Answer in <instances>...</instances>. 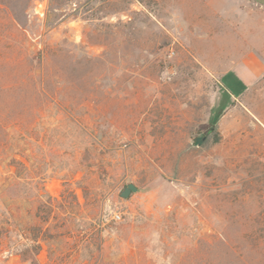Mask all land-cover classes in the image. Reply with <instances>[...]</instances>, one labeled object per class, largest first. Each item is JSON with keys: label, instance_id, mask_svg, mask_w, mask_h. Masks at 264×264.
<instances>
[{"label": "rangeland", "instance_id": "obj_1", "mask_svg": "<svg viewBox=\"0 0 264 264\" xmlns=\"http://www.w3.org/2000/svg\"><path fill=\"white\" fill-rule=\"evenodd\" d=\"M210 1L0 0V264H264V7Z\"/></svg>", "mask_w": 264, "mask_h": 264}, {"label": "crops", "instance_id": "obj_2", "mask_svg": "<svg viewBox=\"0 0 264 264\" xmlns=\"http://www.w3.org/2000/svg\"><path fill=\"white\" fill-rule=\"evenodd\" d=\"M232 1H239V0H232ZM248 2L258 5L260 7H264V0H247ZM208 2H212L208 0ZM263 30L259 28L248 29L245 31L244 29L241 31L242 34L245 35V42L253 45V39H249L248 36H255L261 34ZM260 60L257 58L255 54V50H245L243 54L236 59L235 63L227 62V57H222L218 55V59H220L224 63V68L220 73L221 82L228 85V89L233 97H239L243 95L246 91L249 83V72L252 71L253 73L261 74L264 72V55H259ZM239 62V63H238ZM210 68L217 69L219 64L217 63V68L212 63L208 64ZM234 74V79L228 80V76ZM236 87H234V84Z\"/></svg>", "mask_w": 264, "mask_h": 264}, {"label": "trees", "instance_id": "obj_3", "mask_svg": "<svg viewBox=\"0 0 264 264\" xmlns=\"http://www.w3.org/2000/svg\"><path fill=\"white\" fill-rule=\"evenodd\" d=\"M5 128L3 125L0 124V155H1V151L3 150V148H5L6 142H5ZM21 164L18 160H16L15 158L12 159L8 165L10 167H14L15 168V172L17 175H19L20 171L18 168V165ZM25 253H23V259L24 260H28L30 258L29 255H24Z\"/></svg>", "mask_w": 264, "mask_h": 264}, {"label": "water", "instance_id": "obj_4", "mask_svg": "<svg viewBox=\"0 0 264 264\" xmlns=\"http://www.w3.org/2000/svg\"><path fill=\"white\" fill-rule=\"evenodd\" d=\"M137 190H138V186L135 183L130 182L124 187L121 194L123 197H128L132 192Z\"/></svg>", "mask_w": 264, "mask_h": 264}]
</instances>
